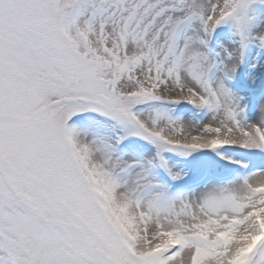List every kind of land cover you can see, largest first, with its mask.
<instances>
[{"label":"snow or ice","instance_id":"snow-or-ice-1","mask_svg":"<svg viewBox=\"0 0 264 264\" xmlns=\"http://www.w3.org/2000/svg\"><path fill=\"white\" fill-rule=\"evenodd\" d=\"M0 264H264V0H0Z\"/></svg>","mask_w":264,"mask_h":264}]
</instances>
